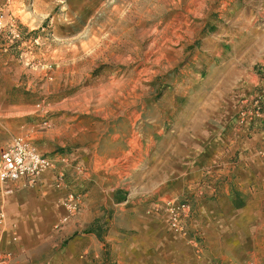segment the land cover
<instances>
[{
	"label": "rangeland",
	"instance_id": "obj_1",
	"mask_svg": "<svg viewBox=\"0 0 264 264\" xmlns=\"http://www.w3.org/2000/svg\"><path fill=\"white\" fill-rule=\"evenodd\" d=\"M251 74L253 90L235 98ZM262 76L264 0H0V156L24 137L56 162L53 175L44 173L58 193L44 198L72 193L78 205L69 212L59 200V220L40 248L77 253V264H225L193 253L161 220V237L128 230L115 205L134 203L156 217L157 203L217 201L231 174H219L220 159L191 181L184 166L202 143L188 144L196 149L187 153L183 141L204 136L215 105L228 110V130L264 131L240 124L242 103L264 90ZM238 155L230 163H240ZM256 155L264 162V149ZM202 183L211 194H201ZM26 189L8 196L0 184L7 264L31 231L33 222L16 213ZM238 194L221 211L227 257L264 264V238L248 236L260 225L240 230L245 200ZM69 260L60 256V264Z\"/></svg>",
	"mask_w": 264,
	"mask_h": 264
},
{
	"label": "crops",
	"instance_id": "obj_2",
	"mask_svg": "<svg viewBox=\"0 0 264 264\" xmlns=\"http://www.w3.org/2000/svg\"><path fill=\"white\" fill-rule=\"evenodd\" d=\"M25 16L26 15H21L19 17L20 24L24 23L23 20ZM255 79V75L251 74L246 84L244 83V88L240 92H236L234 97L238 99L250 93L254 88L253 84L255 83ZM240 80L237 79L238 83ZM259 83H261V79ZM223 99L224 95H221L220 100ZM228 115L227 109L215 105V114L210 117L213 118L214 116L215 121H211L210 118L204 121V123L208 124L207 127L204 128L209 129L204 131V136L200 138V136L194 132L193 134L196 136H194L193 141H191L192 138L183 141L186 145V147H183V150L187 153H193L192 148L196 149L194 144L192 147L190 146V148H188V144L202 143V147L199 151L195 152L194 157L191 155L190 162H187L184 166V176H188L191 181L196 180L204 175L207 162L213 161V163H215L216 160L221 159L223 161V166L219 167V174L228 172L231 174V179L234 180L230 179L229 182H233V184L225 185L221 189V197H219L217 201L214 199L205 200L201 198L196 205L198 217L197 221L194 223L193 229L200 237L199 249L201 250H199L195 244H192L183 237L181 238L186 243L187 247L196 255L206 256V254H208L210 258H221L222 262L225 264H243V261L239 259L235 258L231 261L227 257L231 251L226 246L227 236L224 234L225 230L222 229V226H226L228 218L223 215L221 211L224 207H229L231 205V200L234 198L235 194L239 195L238 193H242L245 200L242 213L245 214V217H239L237 220L239 224H241L240 230L243 229L242 225L244 224H259L260 226L258 228L251 231L253 235L249 233L248 236L253 239L264 238V162L256 155L258 149H264V131L247 130L246 134H241L236 130L234 131V129L228 130L230 126ZM258 126L264 127V122H259ZM8 146L9 145H7V147ZM237 153H239L238 157L241 162L238 164L230 163L231 155L235 156ZM50 173L53 175V172L50 171ZM50 173H44L35 185H31L25 180L14 183H3L0 181L1 186L5 190L4 193L8 196H13L15 194L18 185L23 184L27 187L26 190L20 192V204L17 203L18 210L16 213L19 214L21 220L25 218L28 222H33L32 224L28 223L31 229L30 233L22 234L21 238H19V245H16L14 248L12 247L13 249L10 253L14 255V258L9 264H60V256H71V260L68 261V264H77L75 260L77 253L68 250L67 253L60 254L59 250L49 249L47 251L48 253L45 254V251L40 248L44 243L45 237L48 236L49 232H52L53 226L59 220V200L63 203L66 199L63 195L57 194L58 192L54 187ZM213 173L215 176V171ZM209 177L205 178L210 179ZM205 180L206 179H204V182ZM52 190L57 193L49 195L47 199H45V193ZM199 190L201 194H211L207 191V188L204 187L203 183ZM115 206L119 208V210L116 211L119 217L123 219L126 218L123 224L132 225L128 227V230L136 231L140 234L152 235L153 237H161L163 228L160 224L162 223L160 220L168 226L167 220L154 210L153 215L156 214V217H152V212L150 213L149 210H147L148 214H143L144 211L142 207H135L134 203L130 207L127 205V202L117 203ZM133 206L134 208H132ZM11 208L12 206H10V210ZM64 211L63 218L67 216V211ZM10 212L11 211L8 209V214ZM157 217H160V219ZM175 237L173 238L175 239ZM235 238L242 241L243 232L235 235ZM157 244L163 246L162 238ZM72 261L74 262L72 263Z\"/></svg>",
	"mask_w": 264,
	"mask_h": 264
},
{
	"label": "built area",
	"instance_id": "obj_3",
	"mask_svg": "<svg viewBox=\"0 0 264 264\" xmlns=\"http://www.w3.org/2000/svg\"><path fill=\"white\" fill-rule=\"evenodd\" d=\"M261 83V87H264L263 76ZM242 105L241 125L248 124L251 127L255 123L264 122V90H259L251 97L250 101L246 100ZM55 164L56 162L49 157L39 153L27 139L16 137L1 153L0 181L14 183L25 180L29 184L35 185L44 172L56 171ZM57 177L62 180L63 175L57 173ZM58 188L64 190V185L61 183ZM66 202L69 212L76 211L78 205L74 194L68 193ZM154 211L167 220L168 227L172 232L195 244L198 249L200 248V237L193 229L194 223L197 221L198 209L192 202L185 200L157 203L154 206ZM8 260V258H3L0 260V264H7Z\"/></svg>",
	"mask_w": 264,
	"mask_h": 264
}]
</instances>
